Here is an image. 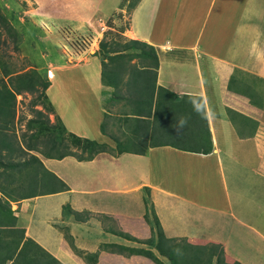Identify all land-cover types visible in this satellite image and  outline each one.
I'll return each instance as SVG.
<instances>
[{
	"label": "crops",
	"instance_id": "crops-1",
	"mask_svg": "<svg viewBox=\"0 0 264 264\" xmlns=\"http://www.w3.org/2000/svg\"><path fill=\"white\" fill-rule=\"evenodd\" d=\"M53 1L44 0L34 28L109 26L94 56L43 68L51 121L104 148L83 160L15 150L46 169L31 159L36 192H23L36 195L24 199L12 190L29 174H0L21 244L32 240L31 256L45 250L46 264H173L159 241L189 257L219 244L229 263L264 264V0H221L215 18L217 0H138L127 21L120 7L129 0H75L77 14L71 0L57 9ZM108 36L125 50L111 54L116 65L104 75L108 64L96 54ZM134 40L148 52L135 53ZM47 44L38 46L58 52ZM67 72L74 90L55 83ZM16 158L0 149V162ZM7 264L26 263L14 255Z\"/></svg>",
	"mask_w": 264,
	"mask_h": 264
},
{
	"label": "trees",
	"instance_id": "trees-1",
	"mask_svg": "<svg viewBox=\"0 0 264 264\" xmlns=\"http://www.w3.org/2000/svg\"><path fill=\"white\" fill-rule=\"evenodd\" d=\"M137 1L138 0L130 1V7L132 8ZM7 22L8 21L6 17L2 15L0 11V23L6 25ZM105 40L106 38L104 37L100 41V53L101 55L103 54L102 58L104 65H107L106 60H115V56L111 55L112 53H121L122 50L125 49H118L119 47L115 46L117 45V43L114 45L111 44L110 41L106 42ZM131 42L135 44L133 46L134 51H136L135 53L148 52L145 48L138 46V41L134 40ZM44 71L46 76L48 77V73L46 72V70ZM103 72L104 75H107L105 69ZM27 74L28 73L15 75L14 71L8 68L7 65H3V73L2 75H0V149L5 147L6 145L10 146L11 144H14L13 140H10L8 136L14 135V137H17V135H15L14 133L15 125L17 124V121L15 122L17 94L20 95L23 92H26L34 94V99H32V101L30 102L33 106L41 105L44 109H34V112L37 113L39 116L37 117V115H34V118L28 121V126L30 127L29 130L37 128V137H35L36 140L40 136L39 142L35 139H32L36 142H32L33 144L27 143V147L29 149H37V151L42 153L44 156L56 159H62L69 155L76 156L80 160L93 158L95 156V153L99 151L100 147H102L103 149L104 146H100L94 140L81 139L80 137H77V135H75L74 133H68L65 127L61 125V123L58 121L56 122V124H51L49 119V113L53 110V108L52 105L48 103V96L46 94V91L50 86V82L48 81L49 79H45V81L43 79L44 75H40L38 73V76H35V71L30 76ZM5 77H8L9 80L13 83L14 89L5 83ZM38 83L42 84V90L39 89ZM39 130L41 133H39ZM4 135H7L8 139H5ZM73 147L79 150L80 152L73 150ZM87 150L93 151L94 154L92 157L89 155L85 156V151ZM11 159L9 164L6 165L8 166L5 170L6 173L4 174V176L2 175L4 179L14 176L12 171H14L16 168L19 169L21 167V162H14L11 161ZM31 159H34V161L39 160L36 156L30 155L28 159L24 160L23 167L28 168L30 165H32ZM39 163L41 167L44 168V165L41 163L40 160ZM47 172L51 176H53L55 180L58 179L57 176L53 173H50L49 171ZM3 183L4 181L0 179V191L2 192V196H0V264H7L10 260H12L14 255L17 258L22 259L26 264H46V261L42 256V253H47L45 250H42V248L40 249L39 247V252H34V255L31 256L29 250V242H32V240L26 239L23 245L21 244L24 238V231L18 230L16 228V222L13 217V210L11 209L10 202L8 200H5V198L3 197L6 196L9 198V200H12L13 195L12 192H9L5 189V187L2 185ZM17 189L19 190L17 191ZM21 189L23 190L21 191ZM26 190H28L26 185H18L14 187L12 191L16 194L22 195V199L36 195H24L26 192L23 191ZM9 215L11 222L8 221L10 220ZM7 225L8 229H6ZM156 226H159L158 222H156ZM157 233L159 234L160 238L163 237L161 232L157 231ZM157 247L158 250L163 255L168 257L173 264H199L200 260H198V258L202 260L201 264H205V262L207 264H241L239 262H227L224 249L219 244H213L212 246L207 247L208 250L201 251L197 257H193V255L189 257L187 256V252H180L184 250L177 251L172 248L166 249L163 247V245H161L160 241L158 242ZM134 254L146 255L148 257L154 258L153 254L149 251L135 250ZM55 261L57 262V260ZM57 263L59 264V262Z\"/></svg>",
	"mask_w": 264,
	"mask_h": 264
},
{
	"label": "rangeland",
	"instance_id": "rangeland-1",
	"mask_svg": "<svg viewBox=\"0 0 264 264\" xmlns=\"http://www.w3.org/2000/svg\"><path fill=\"white\" fill-rule=\"evenodd\" d=\"M53 2L55 4L54 9H57L58 8L57 0H54ZM64 2H65L64 4L67 5L69 0H64ZM129 2L124 3V6L120 7L124 11V12H121L120 17L122 20H125V21L128 20L129 12L132 9L130 7ZM44 3H45L44 0H0V11L2 15H4L8 21L6 25L0 23V75H2L3 73V65H7L8 68L14 71L15 75L28 73L27 75L30 76L35 71V74H36L35 76H38L37 75L38 73L40 75H44L43 76L44 80L45 79L48 80L49 78L46 76L45 71H43L44 70L43 68L45 65L48 68L49 66H51L50 64H52V62L54 64L56 63L57 64H63V63L77 64V63H80V61H86L89 57L94 56V54L90 52H91L93 43L94 42L98 43L99 42L98 40L101 39L99 38L100 37L99 34L102 33L101 29L103 25H88L90 32L86 30L87 27L84 25H76L77 26L76 27L75 25H71V24H66V25L61 24L58 27H54L50 25H43L41 26L43 29L39 25L40 28L36 29L34 28V25L32 26L31 23L33 21L35 22V20L37 21L38 15L44 11L45 9ZM221 4H222L221 0L216 1L215 8H214V18L221 7ZM69 5L72 7V11L74 14L81 12V9L77 10L78 8H76L75 0H71ZM121 27L122 26H120L119 24L118 26H116V29L119 30L121 29ZM107 29H109V26H107ZM52 30L54 32V36L52 34L53 33ZM44 31H48L45 33L46 36L45 34H43ZM91 31H93V33L95 34L92 35ZM36 37H39L38 41H36L38 39V38L36 39ZM52 37L55 40V43L58 42L57 44H53L51 40ZM111 38L113 37L108 36L105 41L108 42ZM42 39H45V42H42L43 41ZM47 43H52L54 45V49L58 51L56 53H51V56L53 59L51 58L50 53H45L44 49H41L38 46L40 45L42 47H46V50H49L50 47ZM59 43L60 45H58ZM99 46H100V43H99ZM40 49L41 51H39ZM96 55L99 56L101 55V53H97ZM101 57H103V54L101 55ZM106 61H107L106 63L108 64V66L104 67V69L111 68L112 65H116V60H113V61L106 60ZM71 69H74V68H71ZM67 74L68 72L65 73V76L63 75L58 76L56 78L55 83L57 84V86H59L62 84V79H65L67 80V82L71 85L72 89L74 90L77 86V78H74L75 74L71 76H68ZM76 75L81 76L80 73ZM4 80L7 85H9L11 88L14 89L13 83L9 80L8 77H5ZM131 80L132 79H130V81ZM38 87L40 90H42L43 88L41 83H38ZM63 87L64 86H61V88ZM80 90H83V89H80ZM80 90H77V91H80ZM33 96L34 94H30L26 92H23L20 95L17 94V104H16L17 107H16V115H15V122L17 121V124L15 123L16 125H15L14 133L15 135L23 139L24 146H26L27 143L36 142L32 140V139H35L32 136L34 134L37 135V131H36L37 128L29 130L30 127L28 126V121L34 118V115L35 116L37 115V117L39 116L37 113L34 112V109H38L39 107L37 108L36 105L33 106L30 103L32 99H34ZM51 112H53V110ZM27 115L30 118L26 122ZM21 124H22V127H21ZM39 133H41L40 130H39ZM4 138L15 140V138L17 137H14V135H11V136H8L7 138V135H4ZM37 141L38 142L40 141V136L37 138ZM99 145L103 146L101 144ZM18 148H21V147L15 146V144H11L10 145V156L13 160L16 157H19L16 162H21L20 160L22 159V155L20 153L17 154L15 152V150ZM72 149H75V148L73 147ZM101 149L102 147H100L99 151L95 153V155L99 154V152H101ZM85 152H86L85 156L89 155L92 157L94 154L93 151H90V150H87ZM23 160H26V158H24ZM20 164H21V167H20L21 171H20V168L19 169L16 168L14 171L19 176L29 174L26 187L28 188L29 191L36 192L33 188L36 186L35 181H33L34 174L28 168L23 167L24 163H20ZM52 185L53 186L56 185V180L52 182ZM198 260H200L199 264H201L202 260L200 258H198ZM205 264L207 263L205 262Z\"/></svg>",
	"mask_w": 264,
	"mask_h": 264
},
{
	"label": "clouds",
	"instance_id": "clouds-1",
	"mask_svg": "<svg viewBox=\"0 0 264 264\" xmlns=\"http://www.w3.org/2000/svg\"><path fill=\"white\" fill-rule=\"evenodd\" d=\"M106 27V26H105ZM107 28V27H106ZM106 28H105V30H106ZM102 30V32H104L105 30H103V29H101ZM100 38V37H99ZM104 38V37H103ZM102 38V39H103ZM189 102L190 103H192L193 104V107H194V110H197V111H199V102L197 101V100H194V99H190L189 100ZM48 103H50L49 102V99H48ZM39 106H41V105H38L37 106V108L39 107ZM39 110H44L43 109V106H41V109H39ZM51 113H53V112H50L49 113V119H50V114ZM50 122H51V124H56V122L54 123V122H52L51 121V119H50ZM186 124V119L185 118H181L178 122H177V127L178 128H181V127H183L184 125ZM33 138H35V137H37V135L36 134H34L33 136H32ZM35 140H36V138H35ZM37 141V140H36ZM23 139L22 138H20V137H18L17 136V138H15V140H13V143L14 144H16V145H18L19 147H22V145L24 146V144H23ZM24 147H26L28 150H31V149H29L28 147H27V144H26V146H24ZM32 150H35V149H32ZM39 152V151H38ZM26 154V153H25ZM42 154V153H41ZM30 155H33V154H31V153H27V157H30ZM34 156H36V155H34ZM69 156H71V155H69ZM27 157H26V159H27ZM37 157V156H36ZM76 157V156H75ZM38 158V157H37ZM65 158V157H64ZM76 158H78V157H76ZM56 159V158H55ZM63 159V158H62ZM24 161V160H23ZM5 161L3 160V161H1L0 162V166H2V167H0V174H5L6 172H5V170L7 169V167L8 166H6V165H8L9 164V162L10 161H8V162H5ZM21 163H23V162H21ZM51 173V172H50ZM55 175V174H54Z\"/></svg>",
	"mask_w": 264,
	"mask_h": 264
},
{
	"label": "built area",
	"instance_id": "built-area-1",
	"mask_svg": "<svg viewBox=\"0 0 264 264\" xmlns=\"http://www.w3.org/2000/svg\"><path fill=\"white\" fill-rule=\"evenodd\" d=\"M105 28H106V27L103 25L102 29L105 30Z\"/></svg>",
	"mask_w": 264,
	"mask_h": 264
}]
</instances>
